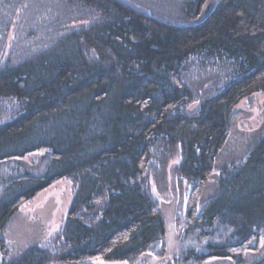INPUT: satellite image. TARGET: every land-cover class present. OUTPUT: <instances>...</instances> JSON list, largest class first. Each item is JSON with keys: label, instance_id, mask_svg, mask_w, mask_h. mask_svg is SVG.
Here are the masks:
<instances>
[{"label": "trees", "instance_id": "16d2710c", "mask_svg": "<svg viewBox=\"0 0 264 264\" xmlns=\"http://www.w3.org/2000/svg\"><path fill=\"white\" fill-rule=\"evenodd\" d=\"M4 2L10 15L36 3L27 17L40 25L15 34L0 62V264H134L163 239L151 186L165 193L168 174L176 225L203 241L171 263H247L264 233V120L243 158L219 154L238 123L232 107L264 91V0H215L200 21L205 0H177L171 14L120 0ZM193 59L232 72L204 88L189 77ZM10 162L23 170L7 176ZM61 178L74 189L63 225L10 256L6 225Z\"/></svg>", "mask_w": 264, "mask_h": 264}, {"label": "rangeland", "instance_id": "374dc122", "mask_svg": "<svg viewBox=\"0 0 264 264\" xmlns=\"http://www.w3.org/2000/svg\"><path fill=\"white\" fill-rule=\"evenodd\" d=\"M120 1L146 13L152 11L158 14H162L163 12L164 14L166 12H169V14L174 13V5L177 2V0ZM36 5L34 3L27 7V12L30 7L34 9ZM27 12L15 8L12 11V15H10L9 4L5 3L4 0H0V43H3L4 51L2 56H0V62L6 56L15 34L17 35L18 32L24 34L30 27L40 25L29 24ZM192 61L193 63L189 66L188 70L189 77L191 80H206L203 83L204 88L215 86L216 83L220 85L221 82L229 78L232 72V68L226 67V64L223 62L213 61L209 63L204 61L201 63V61L194 59ZM214 77L215 80L213 79ZM214 81L217 82L213 84ZM196 106L197 104L194 103L192 107L188 108V111L190 112ZM232 109L233 111L239 112V119L233 134L226 141V145L219 154V160L223 163L231 161L234 158L239 159L245 156L246 147L264 120V91H254L252 94L242 97ZM38 156V153L27 155L25 157V163L27 164L31 160L36 162L39 159ZM174 163H176V160H173L170 164L172 165ZM14 164L16 163L10 162L3 165V172L7 176L18 174L23 170L24 166ZM41 169H43V165H39L38 170L40 171ZM167 180L168 189L165 193H157L154 190L155 187L151 186L152 195L157 201L165 224L163 239L157 245L156 250L142 255L137 261L138 263L143 261L142 264H172L173 258L181 254L182 251L187 248H195L197 250L200 243L203 242L196 238L195 232H182L176 225L175 218L180 192L177 189V181L171 178L170 174H168ZM73 192L74 189L71 180L69 178H61L47 188L45 187L40 190L28 202L23 204L6 225L1 235L8 254L14 256L33 243H46L56 233L59 227L63 225ZM251 245L254 249L247 255V263L264 252V233L254 239ZM158 250L162 251L159 252L161 254L158 253ZM137 262L134 264H137ZM247 263L240 262V264ZM205 264H233V262L232 260L209 259Z\"/></svg>", "mask_w": 264, "mask_h": 264}, {"label": "water", "instance_id": "95a60500", "mask_svg": "<svg viewBox=\"0 0 264 264\" xmlns=\"http://www.w3.org/2000/svg\"><path fill=\"white\" fill-rule=\"evenodd\" d=\"M215 0H205L203 3L200 13L197 16V21L202 20L214 7Z\"/></svg>", "mask_w": 264, "mask_h": 264}]
</instances>
